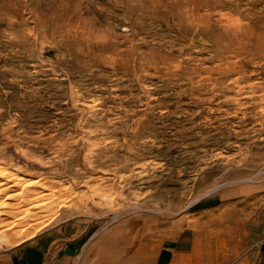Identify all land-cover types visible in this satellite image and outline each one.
Returning <instances> with one entry per match:
<instances>
[{"label": "rangeland", "instance_id": "obj_1", "mask_svg": "<svg viewBox=\"0 0 264 264\" xmlns=\"http://www.w3.org/2000/svg\"><path fill=\"white\" fill-rule=\"evenodd\" d=\"M29 2L11 21L0 10V164L59 191L38 200L35 219L6 206L19 186L0 193V211H13L0 213V258L42 246L49 264H153L190 228L182 264H253L264 0H82L80 46L41 35ZM76 99L111 121L92 117L84 131ZM23 220L34 235L8 245L2 233ZM77 237L75 254L58 256Z\"/></svg>", "mask_w": 264, "mask_h": 264}, {"label": "bare ground", "instance_id": "obj_2", "mask_svg": "<svg viewBox=\"0 0 264 264\" xmlns=\"http://www.w3.org/2000/svg\"><path fill=\"white\" fill-rule=\"evenodd\" d=\"M81 4H82V0H65V1L64 0H30V2L27 3L26 7L30 8V10L33 12V18L38 22V27L40 29L39 33L41 35H46L51 31V33H57L60 36L61 44L75 45L76 43H78V45L80 46L81 44L79 42V38L81 36L80 34L81 30H77V28L74 26V22L76 20L79 21L82 20V14L79 12L81 8ZM21 9H22V0H0V10L10 11V13L7 15L6 18L9 21L14 19L13 14H11V10L20 11ZM101 10L102 7L101 5H99L98 13ZM50 15H52V17H49ZM98 20L99 22L102 21L101 15H98ZM34 37H36V35ZM54 46L61 47V46H57V44H55ZM77 91L80 90L77 89ZM89 103L90 102L87 101L79 104L77 99L75 100V105L81 109L80 113L82 114V116L88 114V117L84 120L85 124L84 123L82 125L80 124L84 131H88L87 126L89 125L92 117H94L95 122L98 120L103 122L111 121L108 117H106V114L103 112L102 115H100V113L99 114L97 113L94 114L93 116H90V114L87 112ZM44 147H49V146L44 144ZM21 152H19V154ZM23 156H26V154H23ZM34 158L36 159L38 157H34ZM43 162L44 161L41 160L40 157L38 160H36L37 165L43 164ZM0 177H1L0 186L2 184L5 185L4 187L0 188V193H2L3 190H12L13 187L19 186L13 194H9L7 196V197H13V196L18 197L19 198L18 202L9 203L10 205H6V206H9L10 208H15L14 204L19 203V205L25 206L22 209L24 213L26 212L25 215L27 214L31 215V217H33L34 219L38 216V213L40 212L39 206L41 203L38 200L45 194L51 193V195L54 196L55 193L59 191V189L55 188L51 182H43L42 177L18 173L8 165L0 164ZM47 190L49 192H47ZM10 212L13 211L8 209L0 211V213L2 214L10 213ZM33 223L34 222L24 221V223L21 225L20 228L13 230L11 232L2 233V240H5V242L8 243V245L15 246L16 244L24 241L25 239L32 237L34 235V231H27V229L31 227ZM15 224L16 223L9 224L6 230L14 228ZM188 224H190V222ZM0 225H1V221H0ZM86 249L87 248L82 249L80 253L81 257L85 253Z\"/></svg>", "mask_w": 264, "mask_h": 264}, {"label": "crops", "instance_id": "obj_3", "mask_svg": "<svg viewBox=\"0 0 264 264\" xmlns=\"http://www.w3.org/2000/svg\"><path fill=\"white\" fill-rule=\"evenodd\" d=\"M190 228L182 230L176 239L169 245L161 248L156 256L153 264H182V261L191 259V248H193L194 238L193 232ZM81 246L80 238H71L66 242L65 246L61 248L58 256L70 257L73 256ZM250 253L254 256L253 264H264V232L259 230L255 236L249 237ZM49 250L47 247H33L27 246L21 248L18 255H13L10 261L7 257L0 258V264H49L47 255Z\"/></svg>", "mask_w": 264, "mask_h": 264}]
</instances>
